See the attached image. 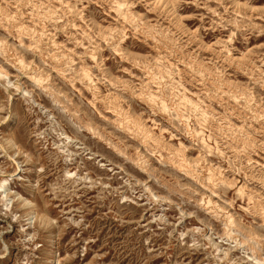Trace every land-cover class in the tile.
<instances>
[{"label":"rangeland","instance_id":"1","mask_svg":"<svg viewBox=\"0 0 264 264\" xmlns=\"http://www.w3.org/2000/svg\"><path fill=\"white\" fill-rule=\"evenodd\" d=\"M0 264H264V0H0Z\"/></svg>","mask_w":264,"mask_h":264},{"label":"bare ground","instance_id":"2","mask_svg":"<svg viewBox=\"0 0 264 264\" xmlns=\"http://www.w3.org/2000/svg\"><path fill=\"white\" fill-rule=\"evenodd\" d=\"M161 1V0H160ZM27 206H32V204L30 202H27Z\"/></svg>","mask_w":264,"mask_h":264}]
</instances>
